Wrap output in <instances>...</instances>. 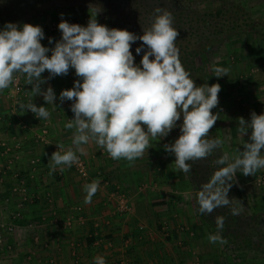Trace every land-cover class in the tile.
I'll use <instances>...</instances> for the list:
<instances>
[{
  "label": "clouds",
  "instance_id": "9594fccd",
  "mask_svg": "<svg viewBox=\"0 0 264 264\" xmlns=\"http://www.w3.org/2000/svg\"><path fill=\"white\" fill-rule=\"evenodd\" d=\"M101 9L92 6L86 25L69 23L63 19L57 27L60 39L48 38L41 26L6 22L0 26V91L9 88L14 74L26 75L31 95L41 96L46 104L71 101L73 118L64 125L74 129L72 143L75 151H55L51 154V171L57 167L78 162L77 152L84 154L81 145L90 140L114 160L134 162L150 148V139L167 137L179 128L178 137L164 145V151L174 156L177 170L190 173L192 164L204 160L220 149L224 141L208 139L218 115L212 112L219 100L218 83L197 86L179 59L176 40L179 35L173 27V16L157 9L151 26L137 35L125 29L109 28L97 22ZM136 55L135 62L132 46ZM141 53H143L141 55ZM73 70L78 78L73 87L61 90L57 96L52 87L41 88L48 80L66 76ZM47 71L48 76L42 74ZM215 77L227 76L228 69L215 67ZM22 111L47 120L50 112L33 102L19 104ZM180 122L179 124L177 122ZM239 133L248 140L238 149L239 155L229 162L227 154L216 160L221 165L203 183L197 193L198 211L211 214L231 204L228 192L233 178L239 172L252 176L264 169V113L250 114V119L238 118ZM57 149L62 145H56ZM100 187L99 180L84 185V203L90 204ZM242 210L233 208L232 215ZM218 230L224 228V217H216ZM210 243H226L216 235ZM93 264H106L104 257H94Z\"/></svg>",
  "mask_w": 264,
  "mask_h": 264
},
{
  "label": "crops",
  "instance_id": "0c3cea01",
  "mask_svg": "<svg viewBox=\"0 0 264 264\" xmlns=\"http://www.w3.org/2000/svg\"><path fill=\"white\" fill-rule=\"evenodd\" d=\"M42 76L47 77V71ZM76 79L70 70L68 75L48 80L41 88L52 87L58 96L61 90L72 88ZM263 83L261 78L253 82V87L259 89L242 110L264 113ZM31 87L28 84L25 89V100L45 106L50 117L45 120L35 114L34 118L14 112L13 128H9V122L8 130H2L4 125H0V141H12L11 152L8 150L1 159L0 188L17 186L20 179L26 183L21 218L11 231L0 230V264H93L96 256L104 257L106 264H226L230 252L218 241L217 245L209 242V236L215 233L195 215L193 188L160 140L150 139V148L134 162L114 160L90 140L81 145L84 154L77 152L87 167L85 177L72 166H65L63 172L59 167L51 171L53 152L69 148L75 151L74 129L64 126L73 118L71 101L57 100L56 106L46 104L41 96L32 97ZM237 103L226 117L224 127L230 136L224 141L225 148L221 146L229 162L248 140L238 131L241 115ZM56 145L63 147L57 149ZM6 158H11L9 167L5 165ZM259 172L264 169L252 176L238 172L235 178L240 191L242 183L252 184ZM94 180H99L100 187L92 202L85 204L84 185ZM118 195L123 196L129 211L119 210ZM20 197L6 190L0 197V217L4 222L9 221Z\"/></svg>",
  "mask_w": 264,
  "mask_h": 264
},
{
  "label": "trees",
  "instance_id": "16d2710c",
  "mask_svg": "<svg viewBox=\"0 0 264 264\" xmlns=\"http://www.w3.org/2000/svg\"><path fill=\"white\" fill-rule=\"evenodd\" d=\"M97 1V0H96ZM206 0H98L102 18L110 28L125 29L137 35L151 26L157 9L168 11L173 16V27L179 35L176 47L179 49V59L184 69L191 74L197 86L206 83L207 63L216 50L226 44L230 38L237 34H247L250 37H264L262 22L253 21L249 12L240 2L234 0H209L210 7L198 9ZM120 7V12L116 11ZM262 31V33H261ZM138 64L141 56L135 54ZM143 53H141L142 55ZM180 123L179 121L177 122ZM179 135V128L173 129L167 137L160 142L165 145L172 143ZM208 139L219 138L216 126L210 129ZM159 140V139H158ZM220 149L204 160L190 162V173L184 174L193 188V209L198 220L207 228L224 239L223 249L232 255L237 253L254 252L264 256V210H250L246 200L242 197L236 178H233L232 187L228 192L231 204L216 209L211 214H201L198 211L197 193L203 183H206L212 173L221 165L216 160L223 156ZM174 158V156H172ZM175 159V158H174ZM242 210L239 215H232V209ZM224 217V228L218 230L216 217Z\"/></svg>",
  "mask_w": 264,
  "mask_h": 264
},
{
  "label": "rangeland",
  "instance_id": "374dc122",
  "mask_svg": "<svg viewBox=\"0 0 264 264\" xmlns=\"http://www.w3.org/2000/svg\"><path fill=\"white\" fill-rule=\"evenodd\" d=\"M234 1L240 2L244 9L249 12L251 19L257 23L262 22L264 27V0ZM210 5L209 0H206L199 5L194 3V7L196 6L195 8L198 9H204L210 7ZM89 16V8H80L77 5H56L51 9L35 14L31 19H29V21H27V23L41 26L45 33V39L42 40L41 43L44 46L51 47L53 45H49L48 38H53L54 42L60 39V31L58 30L57 25L61 19L69 23L86 25L89 20ZM96 19L98 23L109 27L107 22L99 16V14ZM215 67L227 68L229 70L227 76L219 78L215 77V73L213 71ZM206 70V83L208 85L218 83L221 87V91L218 93L219 103L216 108L212 109V112L218 115V120L215 123L218 136L220 139L225 141L229 138L227 135L230 136L227 132L228 128H225L224 126L226 125L225 123L228 113H232V110L235 108V106L232 105L239 102L237 103L239 104V107H237V104L236 107L239 109V115H241V117H243L246 121L250 119V114L254 112L249 110L244 111L242 109H246L245 105L247 106L250 104L249 101L252 100L251 97L253 93L259 89V86H257V89L253 87V82H257V79L259 78L262 79V82L264 81V37L262 38L257 36L256 38H253L247 34H237L233 36L226 44L210 56ZM17 75L21 77L22 82V89L19 93H13L12 84L9 88L0 91V125H4L2 126V130L13 128L14 120L11 118L14 117V112L17 115L21 112V115H24L25 113L27 117H34L31 112H24L19 108L20 103L26 105L31 102L25 100L28 99V96L26 95L27 92L25 90L28 86L26 75L15 73L13 81ZM261 86L264 87V83L261 84ZM228 87L230 89L227 91ZM244 87H246L247 90H244ZM229 101L230 103L228 105L230 106H227V102ZM17 118L20 119L18 116ZM8 122L10 123L9 128H7ZM4 141L6 142V145ZM4 141L3 139L0 141V143L3 142L5 145L3 147L0 146V167L3 164V155L6 156L8 150L10 151L12 149V141L10 142L11 144L6 140ZM16 143L17 142H15V144ZM226 144H228V141H226ZM222 147L225 148L224 143ZM5 148H8V150L3 151L2 149ZM6 160L5 165L10 166L11 158H6ZM13 187L14 185H12L8 190L7 187L3 190L0 188V197L5 190L8 191L9 195H12ZM241 195L246 200L250 210H264V172L257 173L252 184L250 183L247 186L242 183ZM1 220L3 222L2 218ZM0 230L6 231L5 228L1 227ZM215 235L217 234L215 233ZM225 262L226 264H264V256L257 255L254 252L237 253V255L229 253L227 254Z\"/></svg>",
  "mask_w": 264,
  "mask_h": 264
},
{
  "label": "flooded vegetation",
  "instance_id": "af4514ba",
  "mask_svg": "<svg viewBox=\"0 0 264 264\" xmlns=\"http://www.w3.org/2000/svg\"><path fill=\"white\" fill-rule=\"evenodd\" d=\"M97 3L98 0H0V26L6 22L23 25L35 14L51 9L56 5H77L80 8L90 9L92 6L98 7ZM115 10L120 12L121 9L118 7ZM99 16H101L100 12Z\"/></svg>",
  "mask_w": 264,
  "mask_h": 264
},
{
  "label": "built area",
  "instance_id": "2783aa9c",
  "mask_svg": "<svg viewBox=\"0 0 264 264\" xmlns=\"http://www.w3.org/2000/svg\"><path fill=\"white\" fill-rule=\"evenodd\" d=\"M21 89H22L21 77L19 75H17L15 77L13 83H12L13 93L17 94L20 92ZM0 145L2 147L5 146L4 143H1ZM5 150H8V148H5ZM8 167H9V165H8ZM72 168L81 177H85L87 175L86 164L82 160V158L79 156H78V162L74 163L72 165ZM12 192H13V194L19 193L21 195V197L18 199L14 210L10 213L9 221L8 222H4V221L2 222V220L0 219V227L5 228L6 231H11L14 224H15V221L17 219L21 218L22 209H23V206L26 202V197H25V195H26V183H25L24 179H20L18 181V185L14 186L12 188ZM118 198H119V210L120 211H129L130 207L128 205H126V203L123 199V196L118 195ZM67 224L69 225L70 222H68ZM29 226H31V225L29 224ZM121 264H124V263H121Z\"/></svg>",
  "mask_w": 264,
  "mask_h": 264
}]
</instances>
